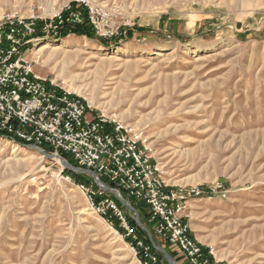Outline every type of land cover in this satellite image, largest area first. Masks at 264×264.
I'll return each instance as SVG.
<instances>
[{"label": "rangeland", "instance_id": "obj_1", "mask_svg": "<svg viewBox=\"0 0 264 264\" xmlns=\"http://www.w3.org/2000/svg\"><path fill=\"white\" fill-rule=\"evenodd\" d=\"M68 1L0 0V13ZM100 3L132 23L128 40L42 42L36 72L144 130L166 183L201 192L196 237L226 264H264V0ZM0 264L140 262L61 165L0 136Z\"/></svg>", "mask_w": 264, "mask_h": 264}, {"label": "built area", "instance_id": "obj_2", "mask_svg": "<svg viewBox=\"0 0 264 264\" xmlns=\"http://www.w3.org/2000/svg\"><path fill=\"white\" fill-rule=\"evenodd\" d=\"M81 27L91 28L101 39L122 43L128 40L132 23L115 26L113 14L100 0H69L53 13H0V133L5 134L0 136L66 154L77 167L95 171L118 194L124 192L143 204L146 221L137 210L153 233L151 242L141 233L148 235L135 213L129 214L116 195L99 187L94 178L77 183L91 208L127 242L140 264H169L157 249L161 243L177 251L181 261L169 253L179 264H226L191 227L189 199L201 192L166 183L144 130L93 108L55 78L36 72L29 58L35 48L45 41H60Z\"/></svg>", "mask_w": 264, "mask_h": 264}, {"label": "water", "instance_id": "obj_3", "mask_svg": "<svg viewBox=\"0 0 264 264\" xmlns=\"http://www.w3.org/2000/svg\"><path fill=\"white\" fill-rule=\"evenodd\" d=\"M24 146L33 148V149L37 150L39 153H41L42 155H45L46 157H48L49 159H52V160L54 159L55 155H57L55 153H49L47 150L42 149V148H39V147L34 146V145H31V146L24 145ZM59 156L62 158V160L66 164L65 167H64L65 170L67 169V170H70V171L75 172V173H78V174H87V175L92 176L99 187H101L104 190H106V191H108V192L113 193L114 195H116L118 197V199L120 200V202L123 204V206H126V207L130 208L131 210H133V212L135 213V216H136L137 223H139L140 226H142V227L145 228V226L143 225V222H142V220L140 218V214H139L138 210L136 209V207L134 205H132L130 202H128L122 195L118 194L113 187L104 184V182L100 179V177L97 175V173L95 171H93V170H87V169H82L80 167H77L76 165L72 164L67 159H65L64 157H62L61 155H59ZM145 230L147 231L150 239L153 240V237H154L153 236V233L151 231L147 230L146 228H145ZM157 249L161 252L163 258L169 264H179L173 258V256L169 253V251L167 249H165L163 246L158 245L157 246Z\"/></svg>", "mask_w": 264, "mask_h": 264}, {"label": "trees", "instance_id": "obj_4", "mask_svg": "<svg viewBox=\"0 0 264 264\" xmlns=\"http://www.w3.org/2000/svg\"><path fill=\"white\" fill-rule=\"evenodd\" d=\"M76 35H78V36H87V37H89V38H93V37H95V33H94V31L91 29V28H89V27H81V28H78L75 32H74ZM109 41H107V40H105V41H103V44H105V45H109ZM0 135H5V134H3V133H0ZM46 150L48 151V152H52V150L50 149V148H48V147H46ZM62 156L64 157V158H66V159H68V161L69 162H71L72 164H74V165H77L75 162H74V160L70 157V156H68V155H66V154H62ZM65 173L68 175V176H71L72 178H73V180L76 182V183H89L91 180H89V179H87V176L86 175H83V174H78V173H75V172H72V171H70V170H65ZM111 186H113V185H111ZM123 194L124 195H126L124 192H123ZM119 202V204L122 206V207H124L123 206V204L120 202V201H118ZM140 208H138V210L140 211V212H142V215L144 214H146L147 215V209H146V207L143 205V204H137ZM133 222H135L134 220H132ZM141 233L145 236V238H146V240L148 241V242H151V240H150V237L144 232V231H142L141 230ZM166 246V249L171 253V254H173V256L175 257V259L177 260V261H181L180 260V257L177 255L178 253H177V251H175L173 248H171V247H169L168 245H165Z\"/></svg>", "mask_w": 264, "mask_h": 264}, {"label": "bare ground", "instance_id": "obj_5", "mask_svg": "<svg viewBox=\"0 0 264 264\" xmlns=\"http://www.w3.org/2000/svg\"><path fill=\"white\" fill-rule=\"evenodd\" d=\"M64 39V38H63ZM48 46L49 45H45V46H43V47H41L39 50H43L44 48H48ZM104 50V49H103ZM36 53V52H35ZM42 54V51H39V52H37L36 53V55H37V57L38 56H41V54ZM52 54V53H51ZM15 145L16 146H20L18 143H15ZM54 160L59 164V165H61V167L62 168H64L65 167V162L62 160V158L59 156V155H55V157H54ZM111 235V234H110ZM218 257V256H217Z\"/></svg>", "mask_w": 264, "mask_h": 264}, {"label": "crops", "instance_id": "obj_6", "mask_svg": "<svg viewBox=\"0 0 264 264\" xmlns=\"http://www.w3.org/2000/svg\"><path fill=\"white\" fill-rule=\"evenodd\" d=\"M161 245L166 249V246H165V244H163V243H161Z\"/></svg>", "mask_w": 264, "mask_h": 264}]
</instances>
